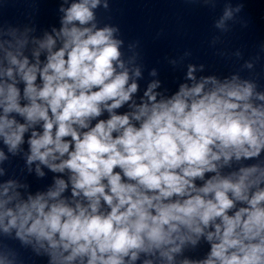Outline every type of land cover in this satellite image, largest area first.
I'll list each match as a JSON object with an SVG mask.
<instances>
[{
	"label": "clouds",
	"instance_id": "1",
	"mask_svg": "<svg viewBox=\"0 0 264 264\" xmlns=\"http://www.w3.org/2000/svg\"><path fill=\"white\" fill-rule=\"evenodd\" d=\"M98 2L83 0L66 9L64 27L58 33L64 38L63 46L52 52L55 40L47 37L41 47L50 54L42 70L37 65L28 67L27 59L21 62L9 53L10 63L18 65L26 82L24 96L30 104L20 106L14 84H0L5 113L0 116V136L5 144L16 149L27 130L26 125L9 119L8 113L15 111L29 123L43 121V134L33 132L29 141V163L39 160L54 172L68 169L73 196L83 194L88 203L72 207L57 199L67 187L58 179L55 190L47 193L53 203L38 195L13 210L4 207L8 200H0V223L10 218L4 231L17 227L21 239L27 234L38 242L48 241L53 259L62 247L71 250L63 257L66 261L87 256V264H124V257L130 254L135 260L141 251L161 250V256L171 260L180 245L167 251L164 246L177 239L183 243L182 228L199 236L219 218L215 231L207 233L209 241L218 243L212 244L202 264H264V189L251 198L248 195L264 179V172L255 176L256 167L241 168L234 179L216 175L203 187L194 184L206 172H215L213 162L221 157L225 161L233 156L251 158L264 148V106L248 102L253 86L218 84L203 95L204 83L181 86L172 99L155 102L151 93L156 85L152 84L145 93L151 106L141 104L131 119L129 114H115L113 110L137 91L136 83L126 87L127 71L116 73L113 62L119 60L120 42L112 39L111 28L93 32L68 27L75 21L81 25L91 21L90 8ZM119 67L123 68L122 62ZM38 71L42 87L35 85ZM5 74L11 78L13 69ZM258 98L264 100V95ZM103 110L110 118L90 127ZM131 120L139 121V127ZM65 154L68 158L60 159ZM56 160L60 162L53 163ZM101 201L110 209L106 213L100 210ZM235 201L247 202L249 207L230 216L228 210Z\"/></svg>",
	"mask_w": 264,
	"mask_h": 264
}]
</instances>
